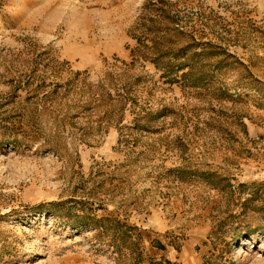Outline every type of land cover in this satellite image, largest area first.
<instances>
[{"label":"rangeland","instance_id":"obj_1","mask_svg":"<svg viewBox=\"0 0 264 264\" xmlns=\"http://www.w3.org/2000/svg\"><path fill=\"white\" fill-rule=\"evenodd\" d=\"M0 264H264V0H0Z\"/></svg>","mask_w":264,"mask_h":264}]
</instances>
